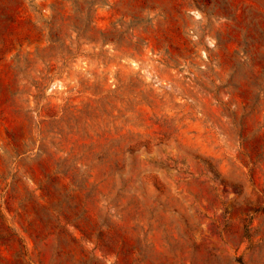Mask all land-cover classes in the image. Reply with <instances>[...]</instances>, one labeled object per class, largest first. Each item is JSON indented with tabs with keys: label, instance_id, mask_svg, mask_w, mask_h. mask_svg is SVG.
<instances>
[{
	"label": "rangeland",
	"instance_id": "rangeland-1",
	"mask_svg": "<svg viewBox=\"0 0 264 264\" xmlns=\"http://www.w3.org/2000/svg\"><path fill=\"white\" fill-rule=\"evenodd\" d=\"M0 264H264V0H0Z\"/></svg>",
	"mask_w": 264,
	"mask_h": 264
}]
</instances>
